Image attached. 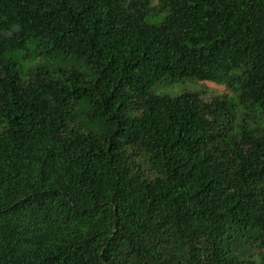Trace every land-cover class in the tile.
Instances as JSON below:
<instances>
[{"label": "trees", "instance_id": "obj_1", "mask_svg": "<svg viewBox=\"0 0 264 264\" xmlns=\"http://www.w3.org/2000/svg\"><path fill=\"white\" fill-rule=\"evenodd\" d=\"M0 264H264V0H0Z\"/></svg>", "mask_w": 264, "mask_h": 264}, {"label": "rangeland", "instance_id": "obj_2", "mask_svg": "<svg viewBox=\"0 0 264 264\" xmlns=\"http://www.w3.org/2000/svg\"><path fill=\"white\" fill-rule=\"evenodd\" d=\"M161 18L156 16H149L148 21L154 23H160ZM47 50V47L37 43L34 39L28 43L27 49H20L13 51L10 54V57L17 61L20 66L24 69L32 66H36L40 63L46 64L50 68L65 66H75L83 70H88L84 65L80 57H68L62 52L54 53L51 55L46 54L44 51ZM198 88H204L207 90L205 97H208L209 93L223 94L228 90L225 85L217 84L214 81L206 80H182L178 77H169L164 81L156 84L153 87V92L156 94H166L170 96H177L183 93L186 90H193ZM91 106L85 102H82L78 108L79 111V120L84 123L90 130L100 133L103 131V126L98 122H90L85 115L90 112Z\"/></svg>", "mask_w": 264, "mask_h": 264}]
</instances>
